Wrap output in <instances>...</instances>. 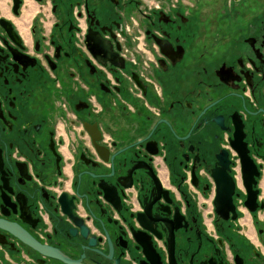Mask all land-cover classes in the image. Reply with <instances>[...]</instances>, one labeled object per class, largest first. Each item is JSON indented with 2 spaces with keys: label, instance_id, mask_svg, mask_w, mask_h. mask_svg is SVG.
Returning a JSON list of instances; mask_svg holds the SVG:
<instances>
[{
  "label": "flooded vegetation",
  "instance_id": "flooded-vegetation-1",
  "mask_svg": "<svg viewBox=\"0 0 264 264\" xmlns=\"http://www.w3.org/2000/svg\"><path fill=\"white\" fill-rule=\"evenodd\" d=\"M0 219L78 264H264V0H0ZM0 264L67 263L0 228Z\"/></svg>",
  "mask_w": 264,
  "mask_h": 264
},
{
  "label": "water",
  "instance_id": "water-1",
  "mask_svg": "<svg viewBox=\"0 0 264 264\" xmlns=\"http://www.w3.org/2000/svg\"><path fill=\"white\" fill-rule=\"evenodd\" d=\"M0 228L15 234L21 241H23L24 243L30 245L31 247L39 250L43 254L58 258L67 264H78L77 262H74V261L70 260L69 258L63 256L56 249L40 245L35 240H33L29 235H27L21 228H19L18 226L14 225L12 223H9V222H6V221L0 219ZM236 259H237V257H236Z\"/></svg>",
  "mask_w": 264,
  "mask_h": 264
}]
</instances>
